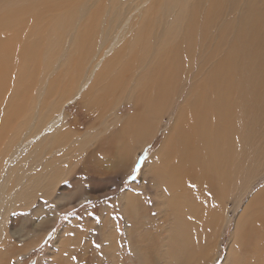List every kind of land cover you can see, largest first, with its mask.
Returning <instances> with one entry per match:
<instances>
[{
  "label": "bare ground",
  "instance_id": "1",
  "mask_svg": "<svg viewBox=\"0 0 264 264\" xmlns=\"http://www.w3.org/2000/svg\"><path fill=\"white\" fill-rule=\"evenodd\" d=\"M72 1L43 0L44 6L37 7L34 0H0V111L7 112L10 122L16 119L15 131L0 128L1 132L8 131L0 140H5L2 149L12 162L4 177L1 163L0 180L9 179L22 186L21 201L40 193L48 198L62 181L63 168L60 166L65 155L61 151L71 157L72 150L66 151L64 147L70 144L77 151L74 144L85 145L96 132L94 124L97 120L108 126V131L113 128L115 138L126 145L145 146L155 138L164 119L182 98L177 109V122L152 159L154 166L150 176L166 188L168 195L157 196L159 211L156 218L150 214L147 218L165 221L164 216H169L173 223L185 226L186 222L180 216L184 184L188 187L192 184L208 186L214 206L205 209L207 223L204 230L199 231L197 240L194 238L192 242L196 241L194 249L197 250L187 264H197L201 256L203 261L211 260L210 249L231 223V201L232 209L235 208L233 212L241 208L235 236L241 239V247L247 248L242 252L250 256L243 264H263L264 187L251 193L245 204L242 200L264 179V57L248 54L244 34L237 38L240 39L237 50L225 54L227 44L232 41L229 37L239 25L252 30L250 21L256 17V12H242L240 17L224 24L218 33L219 40L213 44L207 35L201 42L194 39L199 27L196 18H191L190 25L184 29H172L180 20V14L166 18L163 23L149 18L145 13L156 5L157 0H135L133 8L113 18L104 16L102 0H94L97 9L92 11L90 18L70 24L77 33L79 44L71 55L62 60L72 47L54 54L37 52L34 57L25 55L20 60V65L32 61L31 66L21 67L15 56L26 43L24 37L28 33L25 31L38 26L47 29L45 14L69 9L73 6ZM183 1L187 5L192 3L191 0ZM223 1L216 0L209 5L208 19L203 25L219 26ZM84 4L81 0L79 7ZM40 8L46 11L35 20L36 9ZM261 13L264 19V10ZM34 37L40 38L41 33L35 32ZM65 65H71L78 77L67 76L60 88L63 97H52L54 85H62V81L57 83L60 74L53 77L52 73ZM188 72H193L198 81H187L180 86L179 75ZM74 98L82 102L86 112L98 113L95 123L92 122L83 133L77 132L78 126H73L75 122L65 115V106ZM122 101L131 103L134 110L125 118L117 111ZM111 114L114 116L112 123L107 125ZM19 131L22 134L18 140ZM119 145L115 147L117 154L114 153L117 165L121 168L126 160L134 163L138 151L132 149L135 152L131 157V149ZM34 172L37 173L32 175ZM40 186L39 194L27 193L29 188L39 189ZM11 190L12 187L4 195ZM86 196L94 197L85 195L77 205ZM133 199V195H125L124 210L141 218L143 211ZM142 223L139 222L138 235ZM21 232H13V235ZM105 234L110 241L116 238L112 228L106 226ZM170 234L166 240L157 237L160 249L165 251L163 254H176L169 246ZM113 246L106 249L111 259H114ZM34 247L26 248L23 254ZM147 257L141 252L138 260L144 264Z\"/></svg>",
  "mask_w": 264,
  "mask_h": 264
},
{
  "label": "rangeland",
  "instance_id": "2",
  "mask_svg": "<svg viewBox=\"0 0 264 264\" xmlns=\"http://www.w3.org/2000/svg\"><path fill=\"white\" fill-rule=\"evenodd\" d=\"M34 1L37 7L44 6L43 0ZM84 1V7H79L81 0H73L71 8L45 14L44 22L48 26L47 29L42 26L35 27L32 30L31 28L27 29L25 32L28 33V36L24 37L26 43L19 48V52L15 56L17 63L20 65V60L25 55L34 57L37 52L44 55L54 54L70 47H72L71 52H67L62 57V60L64 61L71 55L79 44L76 41L77 33L73 27H70V24L89 19L92 11L97 9V4L94 0ZM191 1L192 3L187 5L183 0H157L156 5L145 14L161 23L166 18L180 14V20L172 29L187 28L190 25V19L196 18L199 27L194 39L201 42L204 36L207 35L208 39L214 44L219 40L218 33L224 24L233 21L236 17H240L242 12L244 14L256 12V17L250 21L252 30L248 31L246 27L239 25V29H235L234 33L229 37L232 38V41L227 44L225 54L229 55L230 52L237 50L240 44V39L237 38L244 34L247 38L244 40V44L248 54L259 56V58L264 57V19L261 13L264 10V0H224L220 4L222 12L220 16L222 18L219 26L216 25L217 27L203 25L205 20L208 19L209 5L216 0ZM101 3V11L105 12L104 16L108 15L113 18V16L120 17L127 10L133 8L135 0H102ZM239 7L240 9H238ZM45 11L46 9L43 8L36 9L35 20L41 17ZM202 28L203 30L201 31ZM35 32H40L41 37H34ZM257 37L260 40L256 39ZM31 63L32 61L29 63L24 62L20 66L28 67L31 66ZM49 70H52V67ZM59 74L60 78L57 83L62 81V85L56 84L52 90V97L56 98H59V96L63 97V92L60 88L66 82L65 78L67 76L78 77L71 65H65L63 68L58 69L52 73V76L56 77ZM180 78V86H183L187 81H198L193 72L185 73L184 76L180 74L179 80ZM21 92L19 91V93ZM9 96L10 94L8 99ZM13 99L14 96L10 98V100ZM75 99L69 101L66 105L67 107L65 106V115H68L66 118L75 122L73 126H78L75 130L83 133L92 122V124L95 123L98 113L94 111L92 114L86 112L82 102L79 99ZM181 101L182 98L178 100L177 105L164 119L155 138L145 146L130 147L129 144L126 145L123 140L115 138L112 134L115 131L113 128L108 131V126H104L100 120H97V124L95 123V126L92 125L95 127L96 132L92 133L91 138H88L85 145H82V143L74 144L73 146L77 151L73 150L70 144L64 147L63 149H66V151H68L67 149L72 150L74 154L71 157L69 154H65L64 150L61 151V154L65 155L63 158L65 160L60 166L63 168L61 171L62 181L59 183V187L54 193L55 195H50V198L44 196L43 193H38L40 188H42L40 186L39 189L29 188L30 191L27 192L33 195L38 193V196L36 194L32 198L21 201L24 188L14 182L11 183L9 179L6 181L1 179L0 200L3 203L0 212V264H115L102 251V249L110 246L109 241L105 240V225L102 224L104 216H109L118 236V239L115 238L117 244L116 253L118 255L115 256L117 257V264H140L138 259L141 252L143 256L152 258V264H172L175 262L173 253H160L164 249H160L158 245L157 237L159 232L163 236L171 233L169 240L171 250L176 251V249L180 248L178 249V251H181V253H179L180 251L178 252L180 259H177L176 264L182 263L183 256L193 255L197 250L191 246L195 237L194 233L197 236L198 232L205 228V209L214 206L212 193L209 191L208 186L200 187L192 184L188 187L184 184L188 196L185 198L186 203L182 202L180 216L182 221L186 222L185 226L173 223V219L169 216H164L165 221H150L147 218L148 214H150V217L156 218L155 216L159 211L156 208L157 196L161 194L162 197L168 195L166 188L162 184L154 182L150 176L154 166L152 159L162 146L166 135L177 122V109ZM122 102L121 106H119L120 109L118 107L117 111L118 115H123L122 117L125 118L134 113V110L131 103L128 101ZM98 105L100 106L101 102ZM52 110L51 107L50 114ZM112 117H114L113 114L108 118L110 120L106 123L107 125L112 123ZM15 120L10 122L7 112L0 111V128L15 131ZM8 131H0V138H5ZM21 134L22 131H19L18 140L21 139ZM4 141L0 140V166L2 163L1 171L4 169L3 177L12 164V162L8 161L7 154L3 152ZM119 144H124L125 148L131 149V157L135 152L134 150L138 151L134 158V163L133 160H126L121 168L117 165L115 162V154H117L115 147L116 145L120 146ZM75 155L76 158H73ZM67 159L71 162H67ZM137 166H139L138 170L134 172ZM99 169L102 171L99 172ZM39 170H41V167ZM36 173L34 172L32 175ZM108 173H110V176L107 175ZM11 187V192L4 195ZM263 187L264 179H261L252 187L250 194L248 193L249 195L243 198L242 203L245 204L253 192ZM63 191L67 195H64ZM88 194H92L94 197L91 198L89 196L86 201L77 205V201H80ZM126 194L133 195L136 205L143 211L141 218L131 213L128 214L124 210ZM234 209H232L231 201L229 203L231 223L224 228L219 238L220 240L218 239L216 245L210 249L209 253L212 251L210 253L211 260L208 258L203 261L201 256L197 264H243L244 260L246 262L249 259V253L242 252V249L247 251V248H243V245L241 247V239L238 237L236 239L235 236L237 218L240 215L241 208L236 212H233ZM201 214L203 215L202 219ZM91 219L96 221L95 225L91 224ZM202 220L204 221L202 222ZM141 221L143 222L141 224L142 231L138 235L139 222ZM242 225L243 222H241L239 233ZM20 230H22L21 233L13 235V232ZM163 232L167 233L164 234ZM25 234L27 237H25ZM39 240H43L40 246L34 247L26 256H22L29 245H35ZM139 244L141 247H139ZM149 257H147L146 264L150 262ZM226 258H229V262H227ZM167 261L169 262L167 263Z\"/></svg>",
  "mask_w": 264,
  "mask_h": 264
},
{
  "label": "crops",
  "instance_id": "3",
  "mask_svg": "<svg viewBox=\"0 0 264 264\" xmlns=\"http://www.w3.org/2000/svg\"><path fill=\"white\" fill-rule=\"evenodd\" d=\"M158 151V150H157ZM168 194V193H167ZM188 196V192L186 191V189H185V186H184V193H183V195L181 196V202H184V203H186L185 202V198ZM89 196H86L85 197V199L83 200V202L84 201H86L87 200V198H88ZM2 203H3V201H1L0 200V212H1V208H2ZM82 203V202H81ZM204 219H205V216H204ZM91 224L92 225H95L96 224V221L94 220V219H91ZM205 222H206V219H205ZM207 223V222H206ZM102 224L103 225H105L106 227H109V228H112V230L114 231V233L116 234V232H115V226H114V224H113V222L111 221V219L109 218V216H104L103 217V220H102ZM204 229H202L201 231H203ZM194 235H195V237L194 238H196V240H197V238H198V235H199V232H198V234H197V236H196V234L194 233ZM158 236H160L163 240H166L167 239V235L166 236H163V235H160V232L158 233ZM116 239H118V236H117V234H116ZM236 239H237V237H236ZM105 240H108L109 241V245L110 246H112V245H114L113 246V258L114 259H111L112 261H114L115 262V264H117V261H116V259H117V257H115V256H118L117 255V253H116V249H117V247H116V241H115V239L114 240H112V241H110L109 240V238H106L105 237ZM43 243V240H39L36 244H35V247L36 246H40L41 244ZM195 243H196V241L191 245V246H193V247H195ZM32 246V244L31 245H29L27 248H29V247H31ZM106 249H108V248H104V249H102V251H103V253H106ZM173 252V251H172ZM179 251H176L175 253L176 254H174V258H173V260L175 261V262H173L172 264H176L177 263V259L179 260L180 259V256H179V253H178ZM28 253V252H27ZM27 253H25V254H23L22 256H26V254ZM162 254L163 253H165V251H163V252H161ZM107 254V253H106ZM182 255H183V253H182ZM192 256V255H191ZM190 254H188V256H183V259H182V263L181 264H187L188 263V261H189V259H190ZM120 257V256H119ZM141 261L142 260H139V262H140V264H141ZM144 264H146V263H144ZM149 264H152V258L150 257V262H149Z\"/></svg>",
  "mask_w": 264,
  "mask_h": 264
},
{
  "label": "snow or ice",
  "instance_id": "4",
  "mask_svg": "<svg viewBox=\"0 0 264 264\" xmlns=\"http://www.w3.org/2000/svg\"><path fill=\"white\" fill-rule=\"evenodd\" d=\"M138 167H139V166H137V169H134V172L138 170Z\"/></svg>",
  "mask_w": 264,
  "mask_h": 264
}]
</instances>
